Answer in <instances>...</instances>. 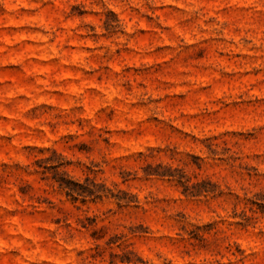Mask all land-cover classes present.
Instances as JSON below:
<instances>
[{
    "label": "clouds",
    "instance_id": "clouds-1",
    "mask_svg": "<svg viewBox=\"0 0 264 264\" xmlns=\"http://www.w3.org/2000/svg\"><path fill=\"white\" fill-rule=\"evenodd\" d=\"M0 264H264V0H0Z\"/></svg>",
    "mask_w": 264,
    "mask_h": 264
}]
</instances>
